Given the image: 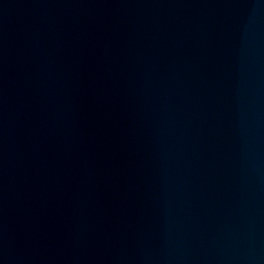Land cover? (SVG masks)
<instances>
[{
    "label": "water",
    "instance_id": "1",
    "mask_svg": "<svg viewBox=\"0 0 264 264\" xmlns=\"http://www.w3.org/2000/svg\"><path fill=\"white\" fill-rule=\"evenodd\" d=\"M0 264H264V0H0Z\"/></svg>",
    "mask_w": 264,
    "mask_h": 264
}]
</instances>
